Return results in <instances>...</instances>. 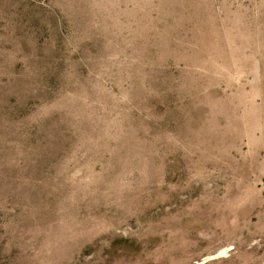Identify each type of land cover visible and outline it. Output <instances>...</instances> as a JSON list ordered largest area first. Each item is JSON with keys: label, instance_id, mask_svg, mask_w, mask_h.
<instances>
[{"label": "rangeland", "instance_id": "374dc122", "mask_svg": "<svg viewBox=\"0 0 264 264\" xmlns=\"http://www.w3.org/2000/svg\"><path fill=\"white\" fill-rule=\"evenodd\" d=\"M0 264H264V0H0Z\"/></svg>", "mask_w": 264, "mask_h": 264}]
</instances>
